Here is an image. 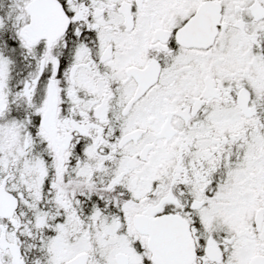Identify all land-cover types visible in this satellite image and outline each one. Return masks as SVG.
<instances>
[{
  "label": "snow or ice",
  "instance_id": "6c2138e0",
  "mask_svg": "<svg viewBox=\"0 0 264 264\" xmlns=\"http://www.w3.org/2000/svg\"><path fill=\"white\" fill-rule=\"evenodd\" d=\"M0 264H264V0H0Z\"/></svg>",
  "mask_w": 264,
  "mask_h": 264
}]
</instances>
